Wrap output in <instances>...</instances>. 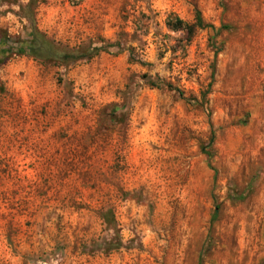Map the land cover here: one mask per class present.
<instances>
[{
    "label": "rangeland",
    "instance_id": "374dc122",
    "mask_svg": "<svg viewBox=\"0 0 264 264\" xmlns=\"http://www.w3.org/2000/svg\"><path fill=\"white\" fill-rule=\"evenodd\" d=\"M29 1L0 0V264H264V0Z\"/></svg>",
    "mask_w": 264,
    "mask_h": 264
},
{
    "label": "trees",
    "instance_id": "16d2710c",
    "mask_svg": "<svg viewBox=\"0 0 264 264\" xmlns=\"http://www.w3.org/2000/svg\"><path fill=\"white\" fill-rule=\"evenodd\" d=\"M36 3H37V0H30L25 8H31V7L35 6ZM195 17H196L195 18L196 21L194 23H192V24L184 23L179 18H175L172 21L168 20L166 25H167L168 29L171 30V31H174V32L175 31H185L187 36H191L195 29L204 27L202 25V20H201V18H200L198 13H196ZM24 18H26L27 20H30L29 16H24ZM42 47L43 46L41 44H39V46L37 48H38V50H41ZM46 56L48 58H53V57L56 56V54H54L52 52H48ZM65 57H68L70 59H77L80 56H65ZM152 85H154V84H152Z\"/></svg>",
    "mask_w": 264,
    "mask_h": 264
}]
</instances>
